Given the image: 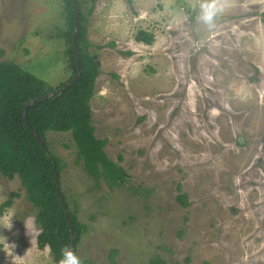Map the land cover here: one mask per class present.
Instances as JSON below:
<instances>
[{
  "label": "rangeland",
  "instance_id": "1",
  "mask_svg": "<svg viewBox=\"0 0 264 264\" xmlns=\"http://www.w3.org/2000/svg\"><path fill=\"white\" fill-rule=\"evenodd\" d=\"M92 1L81 0L85 13ZM199 2H95L92 120L127 180L98 183L71 133L47 132L61 188L87 225L77 254L93 264H264V0H219L212 28ZM67 14L64 0H0V61L57 87L70 74ZM139 29L154 41L137 42ZM12 191L21 196L0 212V264H50L20 177L0 173V205Z\"/></svg>",
  "mask_w": 264,
  "mask_h": 264
},
{
  "label": "trees",
  "instance_id": "2",
  "mask_svg": "<svg viewBox=\"0 0 264 264\" xmlns=\"http://www.w3.org/2000/svg\"><path fill=\"white\" fill-rule=\"evenodd\" d=\"M67 7L66 27L62 29L63 48L68 55L64 59L70 74L57 87H51L37 75L25 71L14 61H0V173L13 179L18 175L25 190L26 199L33 205L36 222L40 227L37 235L38 247H49L53 260L57 264L61 250L71 245L72 233L66 211L71 215L74 225V250L77 248L87 225L78 219L77 208H71L67 194L62 189L66 209L59 197L53 162L56 163L61 179L62 164L60 159L49 150L45 151L30 126L41 137L49 149L48 131L70 132L78 150V162L96 181L103 178L113 187L127 180L124 166L111 159L106 150V139L95 135L92 120L91 99L94 95L96 79L100 67L96 54L89 52V18L94 12L93 0L87 12L83 11L81 0H76L79 8L77 47L81 56L82 72L78 79L62 91L46 96L58 90L72 80L77 72V61L72 44L75 21L73 0H64ZM132 4L133 0H128ZM60 36V34H57ZM153 32L139 29L135 35L137 42L152 43ZM131 55V51L123 52ZM63 61V62H64ZM69 65V69L68 68ZM38 98L28 105V101ZM26 120L24 118V110ZM61 183V181H60ZM99 183V182H98ZM20 192L12 191L7 200L0 205V212L13 204ZM183 206H188L187 195H177ZM82 259V258H81ZM83 264H93L82 259ZM149 264H165L162 258H153Z\"/></svg>",
  "mask_w": 264,
  "mask_h": 264
},
{
  "label": "water",
  "instance_id": "3",
  "mask_svg": "<svg viewBox=\"0 0 264 264\" xmlns=\"http://www.w3.org/2000/svg\"><path fill=\"white\" fill-rule=\"evenodd\" d=\"M73 5H74V10H75V21H74V28H73V34H72V44H73V48L75 50V58H76V61H77V72H76L75 77L72 80H70V82H68L66 85L60 87L58 90L51 91L46 96H50V95L56 93L57 91H62L68 85H70L73 82H75L78 79V77L80 76L81 72H82L81 56H80V52L78 50L77 43H76L77 32H78V24H79V8H78V4H77V1L76 0H73ZM97 62L99 64V61L98 60H97ZM37 99L38 98H35V99H32V100L28 101L27 104H26V107L28 105L32 104L33 102H35ZM25 111H26V108L24 110V118L26 120ZM26 122L29 125V127L31 128V131L37 136L38 140L42 144V146L45 149V151L49 154V149L46 146L45 142L41 139L40 136H38V134L30 126V124H29V122L27 120H26ZM53 167H54V171H55V178H56V181H57L59 197H60V200L62 202L63 207L66 209V205H65V201H64L63 194H62V189H61L59 171L57 170V167H56V163L55 162H53ZM66 213H67V217L69 219V225H70V229H71V233H72V242H71L70 247L74 248V237H75V234H74L75 233V231H74V225H73V222H72L70 213L68 211H66Z\"/></svg>",
  "mask_w": 264,
  "mask_h": 264
},
{
  "label": "clouds",
  "instance_id": "4",
  "mask_svg": "<svg viewBox=\"0 0 264 264\" xmlns=\"http://www.w3.org/2000/svg\"><path fill=\"white\" fill-rule=\"evenodd\" d=\"M198 7V18L209 28L214 27L215 17L222 10L219 0H200ZM57 264H83V261L72 247L65 246Z\"/></svg>",
  "mask_w": 264,
  "mask_h": 264
},
{
  "label": "crops",
  "instance_id": "5",
  "mask_svg": "<svg viewBox=\"0 0 264 264\" xmlns=\"http://www.w3.org/2000/svg\"><path fill=\"white\" fill-rule=\"evenodd\" d=\"M89 38V37H88ZM90 40V39H89Z\"/></svg>",
  "mask_w": 264,
  "mask_h": 264
}]
</instances>
